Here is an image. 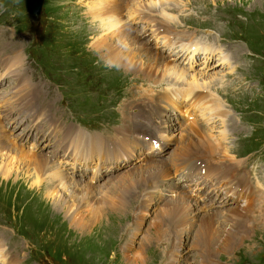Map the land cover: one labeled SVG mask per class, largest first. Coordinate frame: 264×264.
<instances>
[{
  "label": "rangeland",
  "instance_id": "obj_1",
  "mask_svg": "<svg viewBox=\"0 0 264 264\" xmlns=\"http://www.w3.org/2000/svg\"><path fill=\"white\" fill-rule=\"evenodd\" d=\"M89 1L44 0L40 16L31 22L24 8V0H0V57H5L0 60V66L8 67L7 72L16 69L19 74L16 81L9 77L1 80L0 97L5 96L2 108H6L8 115L0 113V128L9 136L5 144L12 149L20 146L23 151L18 156L19 160L6 148L2 147L4 150L0 151V164L4 162L12 174V178L5 179L0 173V247L8 255L6 263L135 264L140 260L142 262L139 264H264V197L260 198L256 191L254 194L253 189L233 183L231 191H241L228 195L230 182L226 185L221 182L225 181L221 177L220 183L212 182L211 200L200 201L193 191L188 192L181 187V184L189 181H182L174 190L165 189L172 183V178H168L154 189L157 194L155 199L164 194L162 198L151 203L146 201L150 199L149 189L129 188L130 182L136 178L132 173L146 170L152 162H168L174 175L185 166L180 163L183 159L176 158L178 155L185 157L186 165H190L191 160L201 162V159H196L198 155L191 154L193 147H187L182 142H191L192 136H187L190 127L205 123L200 120L204 117L200 114L204 113L205 108L193 104L196 101L207 103L210 97L221 102L222 108L229 111L226 114L229 123L223 127L221 120L216 119L213 126L207 125L210 128L202 133L205 137L195 138L228 145L226 148L229 152L219 151V155L214 154L216 162L213 159L216 163L214 166L231 163L235 168L239 167L236 172L229 173L226 181L234 178L240 170L241 183L248 182L244 185L251 182L255 188V183L264 184V0L167 2L165 12L179 23H168L165 32L196 39L202 36L210 43L214 42L218 47L211 45L229 54L230 64L227 67L213 65L216 62V59L212 61L213 57L207 66L203 61L192 67L187 62L182 64L186 58L179 56L173 59L171 51L155 39L152 23L147 25L137 16L129 17L124 13L121 25L130 31V37L115 42L123 54L127 50L123 61L128 62V66H113L112 69L96 53L88 52L95 36L85 18ZM178 1H181L179 5ZM136 23L141 26L134 25ZM146 29L150 32H146ZM191 29L198 37L193 32H184ZM163 34L164 30L159 36ZM142 45L152 54L164 56L174 61L172 64L177 68L186 69L198 77L222 76L225 84L210 85V96L204 92L196 93V101L185 102V97H177L173 103L174 98L167 96V106H174L172 110L178 109L177 115L180 113L181 116H171L167 130L171 135L169 140L153 134L152 143L162 142L159 153L151 150H140L139 156L132 153L134 159L120 160L119 167L102 165L98 177L94 172L90 175L89 170L84 174L69 173L72 171L67 168L69 164L64 166L61 160L59 162V158L68 157V153L63 152L59 145L75 153L76 158H80L76 162L83 165L93 163L96 159L91 157V153L97 150L93 140L97 137L112 138L115 131L122 128V105L133 101L127 109V115H130L137 102L154 106L152 103L155 100H163L165 94L160 93L167 86L162 84L155 87L154 81L161 82L164 78L167 81L169 76L161 77L163 66L156 61V57L144 56L141 53ZM16 55L25 59L23 63L26 66L17 69L14 64L11 67V60ZM3 72L6 71L0 68V74ZM24 73L31 88L24 87L23 83L19 89L18 83ZM15 85L18 93L13 90ZM24 109L34 114L20 122L15 121L16 112L30 113ZM162 109L166 108L162 106ZM47 114H50L51 123L60 125L51 124L42 128L44 134L45 130L50 131L46 136L49 137L47 145L45 141L42 143L40 139H34L33 135L22 136V130L29 126L23 127L25 122L29 124L32 119L43 117L48 120ZM40 120L36 123H40ZM29 127V130L36 132L35 125ZM63 134L67 141H64ZM133 136L139 142L142 141L139 138L145 142L149 140L137 132ZM31 139L32 142H29ZM40 145L39 151L34 149ZM126 146L129 148L128 144ZM143 146V149H153L160 147V144L156 142ZM53 147L56 148L53 163H60L62 170L70 177L63 181L66 188L56 182L48 186L46 175L41 177L34 162H29L37 155L47 157ZM119 158L123 159L121 156ZM76 162L72 161V164ZM238 162L243 164L238 166ZM100 163L110 164L105 157ZM209 174L217 177L211 172ZM15 175H18V180H14ZM211 181L206 180V183L209 185ZM12 185L15 187L12 188ZM132 189L137 199L126 202L124 197ZM199 189L194 192L198 193ZM181 194L188 197L194 211L183 215L182 220L185 221H182L184 225L181 230L177 228L176 231L169 226L158 229V236L149 238L152 243L147 247V240L141 239L150 233L155 220L164 215L171 200ZM206 208L214 212L211 215L218 213L212 221L209 237L203 236ZM187 225H190L189 229ZM139 244L146 245L144 254L140 253ZM136 255L138 258H135Z\"/></svg>",
  "mask_w": 264,
  "mask_h": 264
},
{
  "label": "bare ground",
  "instance_id": "obj_2",
  "mask_svg": "<svg viewBox=\"0 0 264 264\" xmlns=\"http://www.w3.org/2000/svg\"><path fill=\"white\" fill-rule=\"evenodd\" d=\"M168 1L169 0H121L119 2V0H90L88 2V9L86 11V14H85L86 17L85 18L88 19V22L90 23V29H92L91 32L95 36H93V42L90 45L91 48L90 47L88 48V52L96 53V55H98L100 57V59H102L105 63H107V65H111V67H109L111 69L113 68V66L118 67V68L127 67L128 62L123 61L124 57L126 56L127 50L124 51V54H125L124 55L123 51L121 49H119V47H117V43L115 42L116 40L119 41L122 39H128V37H130V31L126 28V26L121 25V23H123L122 18L124 17V13H127L129 15V17L137 16V18H140V20H142V23L146 24V22H147V25H151V23H152V25H151L152 33L154 34L156 39H158V41L159 40L161 41L162 45H165L167 50L171 51L173 59L178 58L179 56H183L184 58H187L186 64L192 67V65H194L196 63L195 62V59L197 60L196 55L199 54L202 56V58H204L203 62H206V66H207L209 61L212 59V57L215 54H217V52L214 50L215 49L214 45H213L214 46L213 47L212 45H209V43H207L206 41H204V40L201 41L200 39H196L195 37L194 38L193 37H186L184 35L177 36L175 34H170V33L165 32L166 30H168L167 29L168 23H174V24L179 23V21L174 20V17H171L170 15H168V13L165 12L166 11L165 10L166 5H167ZM126 9H128V10H126ZM150 17H152V19ZM158 21L161 22L162 25ZM129 28H130V26H129ZM163 30H164V34L159 36L160 33L163 32ZM169 31H173V30H169ZM133 40L134 39H132V41ZM143 45L141 46V51H142L141 53L144 56L156 57L155 58L156 61L159 62L163 66L164 72L162 73L161 77L164 78V76L166 74H168L167 77L168 76L169 77H168L167 81L165 80L166 78L161 79L162 80L161 82L154 81V85H155V87H160V86H162V84H166L167 88L164 89V92H162L160 94H165L166 96L173 97L174 98L173 103L176 102L177 97L178 98L179 97L180 98L185 97V102L196 101L195 97L197 95H195V94L196 93L199 94L200 92L201 93L204 92L207 96H210V92L208 89V87L210 85L217 84V83L223 84V80L221 79V78H223L222 76L216 77V75H214V76H210V75L202 76V75H200V77H198L193 73H189L186 69H181L180 67L177 68V66L172 64V63H174V61L168 60L164 56L160 57V56L152 54L150 52V50L145 48ZM218 53H219V57L216 60V62L213 63V65H220V64H223V66L224 65L226 66V64L229 65L230 61H229L227 54H225L223 51H219V50H218ZM167 54H169V53H167ZM81 57H84V56H81ZM81 57H80V59H83ZM7 58H8V56H7ZM22 58H23L22 56L16 55V57H14V59L11 60L12 61L11 67H13L14 64H15V67L17 69L23 68L24 66H26L23 63L25 59L23 60ZM84 59H85V57H84ZM218 61L220 63H217ZM3 66L5 67V65H3ZM7 74L9 76V78H13V81H16L18 78V75H19L16 69L14 72H6L5 76H7ZM206 78H208V79L205 80ZM171 81H174V82H171ZM23 83H24V87H26V88L30 87L31 88V86H29L30 83H28L26 73L22 74V79L18 83L19 89H20V87L23 86ZM18 88L15 85L13 87V90L18 93ZM4 97L5 96L0 97V103H1L0 108L3 107L2 99ZM16 99H13V100L16 101ZM132 102L133 101H130L129 104ZM162 102H165V101L155 100V103H152V104H154V106L149 105L147 103H144L143 101L137 102V103H135V105L133 107L134 110H132L130 115H127V114H129V113H127V109L129 108L128 107L129 104H127V105L125 104V106L122 105L121 109H122V113L124 115L123 123L121 124L122 128L120 130L115 131V135L112 138L97 137L95 140H93V144L96 145L97 150H95L91 153V157L93 159L95 158L96 161L98 159H99V161H101V159L103 157H105L106 159L109 160V163H114V162L116 163V160L120 156L121 152L127 151L126 148L128 149V147L126 146V144H128L129 146L132 147L133 143L139 142L138 139H136V137L133 136L134 133H136V132L139 136L149 135L148 141H146V142L141 141V142H143V145L150 144V143H151V145H154V144H156V142L158 144H160V147L156 146V148L149 149L154 153H159L161 150V147H162L161 146L162 142L160 143V142L156 141L155 143H152L153 134H157L158 136L160 135V137H162V139L165 138L167 140H169L171 137V135L168 134L167 130L169 127V121L172 119V117H171V115L168 114L169 112H167V113L165 112L166 109L165 110L162 109V105H161ZM193 105H195L196 107L201 105L203 108H205L204 113L200 114L202 116L204 115V117L201 118L200 120H201V122H205V123H203L200 126L197 125L194 128H191V127L189 128V131L187 132L188 133L187 136L188 135L192 136L190 138L191 142H182L183 140L181 142L187 147H190V146L193 147V151L191 152V154L198 155L199 158L196 157V159H198V160L201 159V162L191 160L190 162H192L194 164L191 163L190 165H186L185 157L178 155V157H176V158H178V160L183 159V161L180 163H181V165L185 164V166L182 167V170L187 169L185 172H180V170H179L178 173L176 175H174V173H172V169L170 168V164L168 162L162 163L159 160L152 162L151 164H148L146 170H144V171L138 170V171L133 172L132 174L134 176L136 175L135 176L136 178L130 182L129 188L132 187L133 189H140V188L149 189V191H151V193L149 196L150 199L146 200L147 202L150 201L152 203L155 201H159L162 198V196L164 194L161 195V197H159L158 199H155L157 194L154 193V192H156L154 189L156 187H158L162 182H164V180H167L168 178H172V183L169 184L167 187H165V189L171 188L172 190H174L176 188L175 186L176 185L179 186L180 182L184 181V180L189 181V182H191V184L194 185V187L191 188L190 191H196L198 188H200L199 186L201 184H204V180L196 182V178H194L193 174H191V172L189 171V168H198L199 167L200 168L199 173H202V177H205V180H215L216 182H219V179L221 177L224 180H226L229 177L228 176L229 173L236 172L237 169L239 168V167L235 168L234 167L235 165L231 164V163H230V165L228 164L227 166H218V165L214 166L213 165V164H216L213 162L214 160L216 162V159H214V154H216L219 151L220 152L221 151L229 152L228 149L226 148V147H228L227 144L224 145V144H220V143H209V141L208 142L206 141V138L205 139H202V138L196 139L195 138L196 136H202V133H204L205 131H207L210 128V127L208 128L207 125L214 124L216 119L221 120L220 123L222 126L224 124H228L229 120L227 119L226 114L229 113V111L224 110V107L222 108L221 102L216 101V99H212V97H210L207 100V103H205L203 101L202 102L196 101L195 104H193ZM173 108H174V106H172V109ZM121 109H120V112H121ZM185 109H187V108H185ZM29 112L30 113H24V112L22 113V112L18 111L15 113V115H17L16 119H14V118H11V119H14L15 121L20 122V121H22L23 118H25L27 116L31 117V115L34 114V112H32V111H29ZM0 113H2L1 109H0ZM2 114H3V116L4 115L7 116L8 112L2 113ZM46 116H47L48 120L44 119V117H43V118H34L31 121H29L28 125L29 126L35 125L37 127V130H36V132L29 130L30 127L27 126L26 128H24L22 130V136L28 137V135L29 136L33 135L34 139H36V140L40 139V142H42V143L44 141H47V143H49V140H48L49 137L46 138V136L50 134V131H48V133H46V130H45V134H44L43 133L44 130H42V128L45 127L46 125L49 126L51 124L56 125L57 127L60 125H57V122L51 123L50 114H47ZM38 120H40V123H36ZM42 120L44 121L43 125H42ZM45 122H47V123L45 124ZM129 132L132 135L131 134L126 135V133H129ZM62 137H63L64 141H67V137L64 134L62 135ZM77 137L80 138L79 135H77ZM202 137H205V135ZM8 138H9V136L7 134H5V132L0 128V151H3L4 150L3 148H6L9 152H11L12 154H15L17 156L15 158H18V160H19L18 156H21L23 151L20 150L21 149L20 146L16 147L15 149H12V147L10 148L9 146H7L5 144L6 143L5 140H7ZM79 138L77 140H79ZM101 138L104 139L105 142L109 146H105L103 144V142L101 141ZM192 138H195V139H192ZM42 139H44V140H42ZM59 146L61 147V150L63 152L68 153V157L73 162H76L77 158H78V161L80 160V158L78 156L76 158L75 153H74L75 154L74 155L72 152L67 151L66 147H62L61 145H59ZM125 146H126V148H125ZM165 146H167V145H164V147ZM40 147H41V145L34 148V149L35 150L37 149L39 151ZM148 148H149V146H148ZM55 149L48 151L47 157L42 158L40 155H37L38 157L34 156L35 158H32V159L30 158L29 162H31V161L34 162V164H35L34 167L37 169L36 171L40 172L41 177L46 175L48 186H53L54 182H56L58 184H61L62 188H66L67 185L63 181L67 178H70V177H68L66 175L67 172L65 170H62L61 166L59 165L60 163L59 164L56 162L53 163L52 158L55 157V155L53 154V151H55ZM128 151H129V149H128ZM216 155H219V154L217 153ZM113 158H115V159H113ZM22 159H23V157H22ZM89 160H90V157H89ZM10 161H12V159ZM175 162H179V161H175ZM242 164H243V162H238V166H240ZM212 165H213V167H212ZM26 166H27V162H26ZM202 167H203V169H202ZM168 168H170V170H168ZM175 168H176V166L174 167V169ZM231 168H233V169H231ZM139 171H140V173L138 174ZM210 172L213 173L214 175H216L217 177L215 178V177L211 176L209 174ZM0 173L5 179L12 178L11 171L7 165H4V162H2L0 164ZM69 173L76 175V172H73V171H69ZM98 174H99L98 171H94V175H97V177H98ZM16 177H18V175H15L14 180H18V178H16ZM200 177L201 176H198V178H200ZM42 179H44V178H42ZM123 179H124V177H122V181H123ZM241 179H242V177H241ZM6 182H8V180ZM72 182H74L73 179H72ZM167 182L169 183L170 181H167ZM246 183H248V182H242V184H246ZM88 184H89V186L90 185L92 186V184H90V183H88ZM11 187L14 188L15 186L12 185ZM133 189L131 192L126 193V195L124 197L126 202H129V201L134 202L135 199H137L133 194ZM225 189H227V188H225ZM124 191H126V190H124ZM139 196H141V195H139ZM143 197H144V199H148V198H145V196H143ZM187 198L188 197L186 195L183 196L181 194L178 196L177 199L171 200L170 206L168 207L167 211L163 212L164 215L159 216L157 218V220H155V222L152 224V229L150 228L151 229L150 233L147 234L146 238L143 236V238L141 239V240H143V239L147 240V244H148L147 247H149L152 243L151 240L149 241L148 239L151 237L153 238L155 236H158V235H156L157 234L156 232L158 231V229H161L163 226H169V227H171V229H176V231H177V228H180L179 230L182 229L181 227H183V225H184V222H182V221H185V220H182L183 215L189 213L190 211L192 212L195 209L188 202ZM263 199H261V200H263ZM222 201L224 204L226 203V202H224L225 199H223ZM210 206H208V208ZM58 209L62 210V207H59ZM206 213L207 214H205L206 216H205V220H204L205 221V223H204V231L205 232L203 233V236L209 237L208 234H209L210 229H211L212 221L214 219V216L217 215L218 213L216 212L215 214L211 215V213H214V212H209L207 208H206ZM189 226H188V229L190 228ZM261 229H262V227H261ZM152 231H155V232H152ZM180 234H182V233H180ZM226 234L224 236H226ZM156 240H158V238ZM171 241H172V239H171ZM251 245H253V244H251ZM139 246L140 247H138V248L140 249V253L144 254V251L146 250V245L139 244ZM137 256L138 255H136L135 258H138ZM0 259H2V261H4L5 259L8 260V255L4 252L3 249L0 251ZM127 259H129V258H127ZM7 260H6V262H7ZM140 262H142V261L139 260L135 264H139Z\"/></svg>",
  "mask_w": 264,
  "mask_h": 264
},
{
  "label": "water",
  "instance_id": "obj_3",
  "mask_svg": "<svg viewBox=\"0 0 264 264\" xmlns=\"http://www.w3.org/2000/svg\"><path fill=\"white\" fill-rule=\"evenodd\" d=\"M42 3L43 0H25V6L31 21H34L39 17Z\"/></svg>",
  "mask_w": 264,
  "mask_h": 264
}]
</instances>
